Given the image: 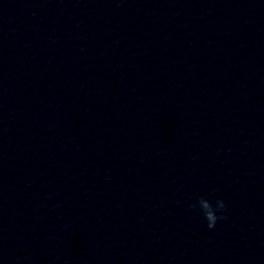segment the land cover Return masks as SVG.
<instances>
[{"label": "water", "instance_id": "obj_1", "mask_svg": "<svg viewBox=\"0 0 264 264\" xmlns=\"http://www.w3.org/2000/svg\"><path fill=\"white\" fill-rule=\"evenodd\" d=\"M0 264H54L40 144L5 0H0Z\"/></svg>", "mask_w": 264, "mask_h": 264}, {"label": "clouds", "instance_id": "obj_2", "mask_svg": "<svg viewBox=\"0 0 264 264\" xmlns=\"http://www.w3.org/2000/svg\"><path fill=\"white\" fill-rule=\"evenodd\" d=\"M197 205H192V207H196ZM198 206L201 212L204 215V218L206 219L207 226L209 229H212L215 227L216 222L218 219H222V216H219L218 213L222 212L226 205L223 199H217L215 202V205L203 197L198 198Z\"/></svg>", "mask_w": 264, "mask_h": 264}]
</instances>
